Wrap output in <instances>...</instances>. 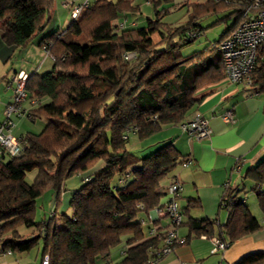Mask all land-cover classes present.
Returning a JSON list of instances; mask_svg holds the SVG:
<instances>
[{"label":"trees","instance_id":"16d2710c","mask_svg":"<svg viewBox=\"0 0 264 264\" xmlns=\"http://www.w3.org/2000/svg\"><path fill=\"white\" fill-rule=\"evenodd\" d=\"M136 1L97 0L39 43L54 66L46 74L29 75L26 90L39 103L29 113L32 120L43 119L46 126L21 136V156L0 161L1 255L27 253L42 243L41 261L49 255V264H148L161 249V235L146 236L149 216L161 206L163 181L190 158L180 154L174 141L146 157L133 153L129 142L133 137L145 141L165 126H182L201 102L196 92L226 78L219 45L243 21L249 2L183 0L179 6L191 5L193 19L171 27L162 23L157 8L174 0H150L160 36L154 42L147 27L128 25L129 15H141ZM56 3L0 0L3 42L17 50L29 46L50 25ZM220 13L231 25L204 51L184 56L181 49L204 30L198 18ZM125 54L135 58L126 60ZM251 79L264 93L261 59ZM32 170L36 177L28 183ZM75 176L82 185L67 191L66 181ZM246 178L255 184L264 214V159ZM46 191L55 192V205L50 218L36 221V203ZM66 192L71 193L70 216L60 213ZM228 196L222 202L235 204L225 207L229 220L217 237L230 246L263 226L243 202ZM187 224L197 236H215L211 221L189 217ZM119 246L123 257L115 263L111 254ZM237 264H264V255Z\"/></svg>","mask_w":264,"mask_h":264},{"label":"crops","instance_id":"0c3cea01","mask_svg":"<svg viewBox=\"0 0 264 264\" xmlns=\"http://www.w3.org/2000/svg\"><path fill=\"white\" fill-rule=\"evenodd\" d=\"M64 1L57 0L50 25L24 49L17 50L7 46L0 32V123L6 119V107L13 103L14 92L8 86L10 78L19 72H25L30 76L43 75L42 72L48 73L53 69L54 62L46 55L39 43L48 35L61 30L60 26L65 24L66 20H61L57 8L61 3L60 12L64 10L69 14L68 9L63 7ZM179 2L183 0H179L178 4ZM56 19L59 27L46 33ZM68 25L69 23L66 27ZM195 98L201 102L196 105L194 112L201 113L208 120L212 129L211 136L198 139L184 132L181 125L165 126L164 129L169 127L178 129L172 136L160 140L157 138L158 140L152 143L159 147L161 144L174 141L173 144L180 154L191 160L186 167L178 166L162 183L165 195L161 199V204L168 201L166 192L174 181H179L183 185L179 199L183 222L178 228L182 243L177 244L173 251L157 264H237L250 255H264V214L260 208L255 184L246 178L247 171L264 159V93L256 87L234 84L224 78L199 89ZM38 105L37 100L28 93L23 110L29 114ZM229 109L233 110L235 121L227 124L222 120V115ZM30 121L34 122L26 116L16 118L15 135L35 133L26 127ZM138 146L142 147L144 143H139ZM240 160L243 163L241 171L234 172V166ZM226 193L228 197L243 202L263 228L237 240L225 252L213 253L212 237L203 238L205 235L197 236L191 233L187 222L189 217L211 221L215 233L213 237H217L219 228L225 226L229 220L230 213L221 204ZM70 199L71 193L63 194L60 213L68 212ZM54 205L55 199L53 207ZM188 208V213L184 214L183 212ZM153 211L149 216L146 236H159L169 225L168 218L156 219ZM23 256L25 253L0 254V264H22L21 261L25 259ZM38 256L41 263V250ZM113 258L116 263L122 257L116 254L111 257L112 261Z\"/></svg>","mask_w":264,"mask_h":264},{"label":"built area","instance_id":"2783aa9c","mask_svg":"<svg viewBox=\"0 0 264 264\" xmlns=\"http://www.w3.org/2000/svg\"><path fill=\"white\" fill-rule=\"evenodd\" d=\"M97 0H65L63 7L68 9L71 19H77L86 9H88ZM213 2H237V0H210ZM243 21L235 30L219 45V51L223 57V65L225 69L226 79L234 84H246L252 86L251 74L256 69V65L261 59L264 67V0H248ZM150 4V0H146ZM122 22L119 28H124ZM45 53L48 57L51 55L46 49ZM134 54H125L126 60L134 59ZM29 75L25 72L14 74L9 82V88L13 89V103L6 107V119L0 123V161L3 156L19 157L24 152V142L21 136L14 134L16 128L15 119L28 117L32 120L30 114H26L23 110V104L28 99L26 90ZM225 123H233L235 121L234 112L229 109L222 115ZM184 132L198 139L209 138L212 129L208 120L201 113L193 112L182 125ZM191 160L184 163L183 167L188 166ZM242 161H238L234 166V172H240ZM183 192V185L179 181H174L167 189L166 195L168 201L156 208L153 213L156 219L168 218L169 225L161 233L162 241L161 249L156 253L155 257L148 264H157L166 255L171 253L177 244H181L182 240L178 235V228L182 225L183 214L179 206V199ZM234 200L229 201L228 205L233 206ZM222 202V207L228 206ZM154 233V232H153ZM152 233V234H153ZM203 238H206L204 236ZM213 253L225 252L229 247L228 243L223 242L218 237H212ZM12 254L7 251L4 255ZM49 255H46L40 264H49Z\"/></svg>","mask_w":264,"mask_h":264},{"label":"rangeland","instance_id":"374dc122","mask_svg":"<svg viewBox=\"0 0 264 264\" xmlns=\"http://www.w3.org/2000/svg\"><path fill=\"white\" fill-rule=\"evenodd\" d=\"M179 0L174 1H163L158 6V11L160 12V16L162 17V23L167 24L171 27H180L182 25L187 24L189 21H191L193 18V7L191 5L188 6H179L178 4ZM198 0H190V4L197 2ZM202 2L206 0H201ZM180 3V2H179ZM182 3V2H181ZM180 3V4H181ZM59 4V3H58ZM136 4L140 6L141 15H129L128 16V25H131L132 23H137L140 27H147L149 29V32L154 40V42H158L160 40V36L156 29L153 27V23L156 18V10L154 5L147 4L146 0H137ZM61 6V7H60ZM58 8V14L61 18V20L65 19L66 22L62 26H60L61 30L66 28V25L70 23L71 18L68 12H60L62 10L61 3L57 6ZM167 12V13H166ZM225 14H211V15H205L200 18H198V24L204 29L201 35L195 39L191 44L184 46L181 49V53L184 56H191L196 52L204 51L207 47L212 45L215 41L219 39V37L222 35V33L226 30L227 24L231 25L232 21L228 20L227 24L225 21H222V18ZM220 20V21H219ZM118 23L115 21V24ZM57 19L51 24V26L48 28L46 33H50L52 30L57 29L58 26ZM58 31V30H57ZM40 35V34H39ZM45 74L46 72H42ZM46 123L43 119H37L34 122H29V124L26 125L27 129L34 131L35 133H40L45 128ZM178 128L176 127H169L168 129L163 127V129L157 133L156 135L150 137L149 139L145 141H139L138 139H134V137L129 142V149L138 155L139 157H146L153 153L155 150H157L159 147H161L164 144H161L159 147L158 145L152 144L154 141L158 140L157 138L162 139L168 136H172L175 131ZM14 134H16L14 132ZM154 137V138H153ZM139 143H144V146H138ZM152 144V145H151ZM158 147V148H157ZM36 170H32L27 175V182L32 183L34 178L36 177ZM82 185V181L80 177H72L65 183V189L67 191H74L78 189ZM55 192L54 191H46L38 200L36 203V221H42L46 217L50 218L52 213V208L54 199H55ZM68 216H70L71 212L68 210L66 212ZM146 230V229H145ZM123 246H119L118 248L112 250V256H115L116 254H119V257H123L122 248ZM42 249V243H40L38 246L31 249L29 252L25 253V256H23L25 259H23L21 262L22 264H40V256L39 251ZM111 256V257H112ZM113 258V262H115ZM24 262V263H23Z\"/></svg>","mask_w":264,"mask_h":264}]
</instances>
